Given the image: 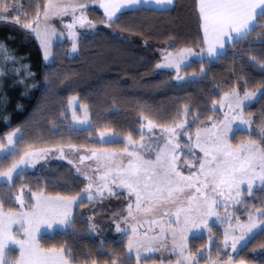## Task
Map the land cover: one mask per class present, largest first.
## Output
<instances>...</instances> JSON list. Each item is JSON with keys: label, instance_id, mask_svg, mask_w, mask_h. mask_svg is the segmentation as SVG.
<instances>
[{"label": "snow or ice", "instance_id": "1", "mask_svg": "<svg viewBox=\"0 0 264 264\" xmlns=\"http://www.w3.org/2000/svg\"><path fill=\"white\" fill-rule=\"evenodd\" d=\"M150 2L158 6L174 5V0H37L34 16L29 19L17 8L16 0H0V23L9 22L24 30L27 39L38 41L42 59L54 63L51 60L52 42L58 35L52 24L54 19L63 22L64 17L71 16V22L64 23L63 27L72 42L71 52L75 53L79 36L83 35L76 31L77 27L84 32L97 28L87 17L93 4L103 9L102 23L111 28L122 20L126 14L124 10H136L141 4ZM197 9L203 30L200 50L195 51L192 47H183L176 52L165 50L162 62L156 64L158 70H175L177 82L186 79L180 75L182 69L196 62L203 63L205 59L212 62L222 58L227 48L248 40L257 29L261 30L257 34L258 41L264 45V0H197ZM169 47L175 48V45ZM24 59L18 58L7 47L6 41H0V79L7 75L8 64L20 65L10 70L17 77L23 76L18 83L24 84L33 78L35 74L30 65L22 63ZM251 60L264 70V64L255 57ZM205 75V68L201 67L200 78ZM187 79L196 81L197 76L193 73ZM258 94L264 98V91L259 88L245 91L243 96L237 87L225 91L219 103L221 107L227 103L231 115L226 113L223 119L209 116L211 124L196 127L194 134L190 129L202 122L187 104L177 111L171 123H160L158 117L149 118L141 113L137 121L140 124L139 141L134 140L132 131L123 140L110 132H101L99 142H120L124 147L119 151L89 148L81 154V148L69 144L67 150L69 154H76L75 163L63 147L33 151L29 145L18 160L10 163L7 171H0V264H98L97 260L91 259L90 252L82 253L84 259L78 261L75 251L67 245L41 248L34 233L41 225L48 228L59 225L75 236V215L83 216L80 213L74 215V209L88 202L93 204L95 214L102 210L105 200L121 197L127 203L112 213V220L115 232L126 237L127 242L122 250L113 249L111 253H106L102 244L100 254L108 256L103 264H133V261L134 264H201V261L221 264L219 247L216 259L206 248L195 252L189 249V235L193 240L201 238V229L208 231L209 242H212L209 227L212 217L228 223L223 233L222 247L226 255L223 264H237L232 253H238L258 232L264 231V199L260 206L251 207L245 200V196H254V188L264 189V112L257 119L244 115V107L250 106L245 102L255 101ZM77 103L76 96L68 100V107L72 109V130H89L87 106H80L84 112L81 119L77 115ZM210 111H217L216 102ZM4 122L9 123L7 119ZM235 133H246L248 139L233 146L230 134ZM146 134H150L147 140ZM182 137H187V141L182 143ZM22 140L21 128L8 133L6 144H0V165L18 154L16 145ZM197 149L202 156H197ZM52 151L59 152L60 159H67L74 165L76 173L87 183L77 195L52 198L32 193L35 204L30 200L31 210L24 211L26 193L22 187L18 195H12L15 181L24 175L25 168L34 167ZM85 161L93 163L85 165ZM183 169H188L187 174ZM12 201L20 205L21 211L4 210L5 203ZM237 205H243L248 214L245 224H239L240 216L235 211L229 212V208L236 209ZM220 208L224 210L223 216L218 211ZM233 219L238 223L239 235L234 234ZM88 221L89 233H96L98 226L92 222L93 216H89ZM14 224L24 230L26 239H17L19 233L14 235ZM13 244L19 246V258L10 256L9 245ZM229 247L231 253L227 252ZM156 253L160 254L158 261ZM239 264L244 261L240 260Z\"/></svg>", "mask_w": 264, "mask_h": 264}, {"label": "trees", "instance_id": "2", "mask_svg": "<svg viewBox=\"0 0 264 264\" xmlns=\"http://www.w3.org/2000/svg\"><path fill=\"white\" fill-rule=\"evenodd\" d=\"M37 0H16V6L28 15L34 16ZM118 24L111 28H101L92 35H81L76 54L69 56L72 44L65 40L53 45L51 60L45 64L35 39H27L24 30L17 25L0 23V41H6L7 47L15 55L25 57L23 64L31 66L35 75L27 79L25 86L18 89L12 84L2 86L0 92V144L4 137L21 128L23 140L16 145L18 154L9 157L0 165V171H6L10 163L19 159L29 145L30 150L53 148L75 144L79 148H109L120 150L123 143L100 144L95 137L100 131H111L122 139L132 131L134 140H139L138 130L141 113L149 118H159L160 123H171L176 113L187 104L194 115L203 123L217 112L210 111L213 102H220L223 93L237 87L239 92L264 91V70L256 60L264 64V45L258 41L257 29L234 48H227L222 58L212 62L193 63L182 69L181 74L197 80H186L177 84L174 74H157L159 59L155 47L166 45L169 51L183 47L200 50L202 35L197 14L196 0H176L174 5L164 11L137 9L125 11ZM16 13H13L15 15ZM89 20L102 23L103 14L96 9L87 11ZM143 41L146 43L143 44ZM255 42V43H253ZM174 44L175 48L169 47ZM19 65V64H18ZM206 75L200 78V68ZM6 89V90H3ZM5 91L7 94H5ZM5 94V95H4ZM76 96L81 105H86L91 128L73 131L69 128L67 107L70 97ZM264 112V98H259L244 108V115L257 119ZM5 119L9 123H5ZM191 120V117H189ZM10 125V126H9ZM248 139L246 133H235L231 143L235 146ZM58 175L49 170L41 173L25 171L15 181L14 195L23 186L31 193L42 192L47 196H70L69 192L56 184L67 182L69 170L62 165H54ZM20 180L23 182L21 183ZM5 193L8 189H4ZM264 191L248 198L249 206H260ZM13 209L12 203H5V211ZM77 212H74V215ZM214 247L222 240L217 226H213ZM75 236L69 231H55L52 235L39 238L41 248L47 249L67 245L76 253L77 260L83 261L82 253L90 252L91 259L103 264L108 259L101 255V245L106 253L113 249L122 250L125 239H106L99 244L87 234V226L82 218L75 215L73 225ZM207 244L204 237L189 240V249L193 252L203 249ZM264 245V231L256 234L245 247L233 255L239 263L264 264V257L255 258L251 254ZM214 249V248H213ZM134 264V261H133Z\"/></svg>", "mask_w": 264, "mask_h": 264}, {"label": "rangeland", "instance_id": "3", "mask_svg": "<svg viewBox=\"0 0 264 264\" xmlns=\"http://www.w3.org/2000/svg\"><path fill=\"white\" fill-rule=\"evenodd\" d=\"M96 7L97 6L95 4H93L90 8L98 10ZM71 20H72L71 16H67V17L63 18V22L59 18L54 19L52 21V24L56 28L57 34H58L53 39L52 48H53V45L55 43H58V42H63L65 40H68V41L71 42L70 38L68 37L67 30L63 27L64 23H70ZM95 24L97 25V28L95 30H89L87 32H84V30L79 29L77 27L76 31L78 33H83V35H85V34L86 35H92V34L96 33L98 30H100L101 28H107V27L104 26V24H100V23H95ZM60 33H63V35H60ZM144 43H146V42L143 41V44ZM37 44H38V41H37ZM71 44H72V42H71ZM38 46H39V44H38ZM71 48H72V46H71ZM71 48L69 49V56H72V55L76 54V52L75 53L71 52ZM165 50L169 51L168 48L166 47V45L155 47V53H156V55H157V57L159 59V63L162 62V55H163V51H165ZM40 52H41V49H40ZM170 52H176V51H170ZM43 62L45 64H48L44 60H43ZM13 67H20V65H18V64L17 65L8 64L6 66L7 75L4 78L0 79V92L2 91V86L6 85V83L7 84H12V87L16 88V89H18L21 86H25L26 82L24 84L18 83V80L19 79H23V76L17 77L15 74H13L10 71ZM165 72L173 73L174 74L173 80L177 84H181L182 83V82H177L175 80V76H176L175 70H158L157 69L156 73L157 74H162V73H165ZM180 75L184 76L181 73H180ZM184 77L186 78L185 81L187 80V78H189V77H186V76H184ZM6 80L8 82L5 83ZM3 90H6V89H3ZM243 93L244 92L240 93V95L243 96ZM5 94H7L6 91H5ZM258 98H259V94H258L257 99ZM77 101H78V99H77ZM255 101L245 102V104L249 105V104H252ZM216 105H217V111H216L217 114L213 118L218 117L220 119H223L226 113L231 115V113H229V109H228L227 103H225L223 107L220 106L219 102L216 103ZM80 106H81V104L78 102L77 103V107H76V111H77V115L81 119H83L84 118V112L81 110ZM245 107H247V106H245ZM71 114H72V109L67 107V117H68V124H69V128L70 129H72V127H73ZM88 117H89V113H88ZM246 117H248V116H246ZM210 124H211V121H208V122L203 123V124L194 125L190 129V131L194 134L195 130H196V127H203L205 125H210ZM233 127L235 128V125H233ZM101 132H110V133H112L111 131H108V130L98 132L96 137H95V140H97L98 142H99V136H100ZM156 133L157 134L159 133V129L156 130ZM112 134L118 140H123L120 136L115 135L114 133H112ZM7 135L4 137V144H6ZM148 135H150V134H146L145 135V140L148 139ZM232 136H233V134H230V138H232ZM139 140H137V141H139ZM181 140H182V143L186 142L187 141V137H182ZM99 143L100 144H107V143H101V142H99ZM59 147H63L65 149V153L69 156V158H72L74 160V163L76 162V159H77L76 154L75 153H70L69 154L68 150H67V146H57V147H53V148H49V149H56V148H59ZM81 149H82L81 154H84L83 150H86V149H89V148H85V149L81 148ZM95 149H107L109 151L113 150V149H109V148H95ZM33 151H37V150H33ZM117 151H119V150H117ZM196 153H197V156H202V153H200L198 149L196 150ZM59 156H60L59 152L52 151V152L49 153L47 158L41 159L37 163H35L34 167L25 168L23 171L24 172L25 171H29V172L41 173L43 171L49 170V172L51 174L58 175L59 171L56 170V167H52V166H54V165L65 166L69 170V173L67 172V173H65V175L66 176H69L70 174H72V175H71V177L67 178V180H66L67 182H65V181L62 182L61 181L60 183H58L56 185L61 187V188H63V189H65V190H67V191H69V192L78 191V193H79L80 190L85 187L87 181H85L81 176H79V174L76 173L74 165H70L67 162V159H60ZM91 163H93V162L92 161H85V165L91 164ZM81 167H83V165H81ZM183 171L185 172V174H187L188 169H183ZM20 182L22 183L23 181L20 180ZM22 187L23 186H21V188ZM242 188H246V186H242ZM20 189L14 195H18L20 193ZM24 191H25L26 195H24V197H23V199L25 200V208L23 210L24 211H30L31 210V205L28 202L31 200V203L35 204V199L32 198V195H31L32 193L29 192L28 189L24 188ZM262 191H264V189L259 188V187L254 188V194L262 192ZM78 193H76L74 195H77ZM36 194H37V196H39V195H41L43 193L39 192V193H36ZM43 196L52 197V198L57 197V196H47L45 194H43ZM248 198L250 199V197L245 196V200H247ZM11 203L13 204V207H14L13 209L15 211H17V212L21 211V207H20V205L18 203H16L15 201H12ZM126 203H127V201L124 200L123 197H121L119 199L112 198L110 200H105L103 202V204L101 205V209L102 210L96 211L95 214H93V211H92L93 204L85 202L83 205H81V207L79 209H74V212L76 211L77 213L82 214V216H83L82 220L86 224V226L89 223L88 217L89 216H93V221L92 222L97 224V226H98L97 232L96 233H89L88 226H87V230H88L87 234L92 239H94L96 242H98L99 244L103 243L106 239L118 240L120 238H124L125 239V244H126V242H127L126 241V237H124L122 234H119V233L115 232V224L113 223V220H112V213L114 211H119L121 208H123L126 205ZM218 211L220 212L221 216L224 215L223 208L218 209ZM233 211H235L236 215L240 216L239 224L247 223L248 214H247V212L244 211L243 205H237L236 209L229 208V212H233ZM78 216L81 218L80 215H78ZM213 226H217V228L219 229L220 234L222 236V240H221L220 244L218 246H216V248L214 247L215 238H214L213 229H212ZM12 227H13L14 235L16 233H19V235L17 236V239H26L27 238L24 235V230L21 229L18 224H14ZM209 227H211V229H212V233H211L212 242L211 243L209 242V233H208V231L206 229H201V231L203 232L202 237H204L206 239V241H207V244H206V246L203 249L206 248L208 250V252L211 253L212 258L216 259L217 258V248L219 247L220 248L219 259L221 261V264H223V262L226 260L225 250H223V247H222L223 246V233H224V230L226 228H228V223L227 222L221 223L220 221L216 220L215 217H212V218L209 219ZM232 227H233V229H235L234 234L235 235H239L238 223H237V221L235 219L232 220ZM262 228H264V226H262ZM55 231H65V230L59 225H54L53 228H48L46 225H41L40 228H39V231L34 233L36 243L39 244L38 241H39V238L41 236H43V235H52ZM191 238H192V236L190 234L189 235V240ZM9 248L11 249L10 256L13 257V258H19V246L13 244V245H9ZM227 252L231 253V248L230 247L227 249ZM234 254L235 253H232V255H234ZM167 255L168 254L165 253V256H167ZM251 255L253 257H255V258L264 257V245L262 247L256 249ZM155 256L157 257V261H158L160 254L156 253ZM173 260H174V257H173ZM201 264H204V261H201Z\"/></svg>", "mask_w": 264, "mask_h": 264}, {"label": "crops", "instance_id": "4", "mask_svg": "<svg viewBox=\"0 0 264 264\" xmlns=\"http://www.w3.org/2000/svg\"><path fill=\"white\" fill-rule=\"evenodd\" d=\"M175 1L176 0H174V2ZM96 6H97L96 8L104 15L103 9L102 8H99L98 5H96ZM196 6H197V0H196ZM171 7L172 6H158L155 3L150 2L147 5L141 4L138 9H151V10H156V11H164V10L170 9ZM132 10L133 9H127V10H124V11H132ZM197 14H198V9H197ZM200 28H201V21H200ZM201 35H202V39H203V30H202V28H201ZM237 264H239V263H237Z\"/></svg>", "mask_w": 264, "mask_h": 264}]
</instances>
